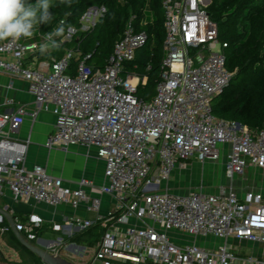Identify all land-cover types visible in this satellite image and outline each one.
I'll return each mask as SVG.
<instances>
[{
    "label": "built area",
    "instance_id": "2783aa9c",
    "mask_svg": "<svg viewBox=\"0 0 264 264\" xmlns=\"http://www.w3.org/2000/svg\"><path fill=\"white\" fill-rule=\"evenodd\" d=\"M209 4L210 0H162L164 71L150 100L136 97L146 78L125 71L124 63L134 58L147 39L131 23L104 67L94 68L85 56L74 75L67 73L74 55L71 48L45 64L34 59L42 44L51 45L46 40L49 33L39 34V41L31 43H24L23 37L0 41V71L25 79L35 98L32 109L18 103L13 111L0 112V196L8 188L16 200L25 202L73 208L85 204L97 214L94 219L72 216L49 228L64 232L66 227L106 222L88 264H264L262 193L247 191L240 197L232 185L220 186L214 194L201 189L186 194L160 189L175 168H185L191 159L218 160L221 145L227 146L228 178L243 175L249 167L264 169V129L252 132L213 114L214 99L232 73L225 62L227 43L219 38ZM106 10L104 5L89 6L79 25L68 26L60 42L94 28ZM5 104L14 105L15 100L8 98ZM40 111L56 117L47 148L93 146L106 161V183L100 191L116 199L107 215L99 213L100 198L84 190L92 181L81 179L78 188L69 189L45 166H26L30 140L16 134L27 115L36 118ZM13 220L27 241L38 242L42 217L31 213ZM9 230L10 223L0 214V235ZM176 234L194 240L176 241ZM210 236L224 243L198 244V238ZM67 245L59 238L44 247L61 252Z\"/></svg>",
    "mask_w": 264,
    "mask_h": 264
},
{
    "label": "trees",
    "instance_id": "16d2710c",
    "mask_svg": "<svg viewBox=\"0 0 264 264\" xmlns=\"http://www.w3.org/2000/svg\"><path fill=\"white\" fill-rule=\"evenodd\" d=\"M34 3L35 0H28ZM53 19L50 24L37 25L39 34L63 26L79 25V19L91 5H104L106 12L94 28L79 32L72 40L60 42L53 56L60 58L66 49L74 55L67 73L74 75L79 62L86 58L94 68L104 67L115 42L131 23L136 31L147 34L145 43L136 49L134 58L124 63L125 71L146 78L136 91V97L150 100L164 71L163 40L165 37L162 0H50ZM218 26L224 48L226 67L232 73L228 85L214 99L213 114L222 120L236 121L252 132L264 129V0H210L207 7ZM41 59L50 58L39 53ZM106 222L98 221L67 238L68 242L95 247L105 233ZM40 234V230L37 231ZM18 254L10 260L0 249V264H44L38 256L23 246L12 230L3 234Z\"/></svg>",
    "mask_w": 264,
    "mask_h": 264
},
{
    "label": "crops",
    "instance_id": "0c3cea01",
    "mask_svg": "<svg viewBox=\"0 0 264 264\" xmlns=\"http://www.w3.org/2000/svg\"><path fill=\"white\" fill-rule=\"evenodd\" d=\"M39 33L36 28L33 30V35L29 38L23 37L24 43H31L39 41ZM53 49L49 44V49L44 54L50 56V58L41 59L37 51L33 56L36 61L40 63H48L53 58ZM8 98L15 100L14 105H6L5 102ZM34 95L30 91L29 83L17 76H12L0 71V112L13 111L18 103H24L32 109L34 105ZM56 117L54 113L48 111H40L36 118L30 115L25 117L23 124L21 125L16 137L19 139H29L28 151L26 156V166L32 168L36 164H41L47 168V171L54 177L63 180V185L69 189H76L79 187V180L87 179L92 181V184L85 186L84 190L92 197H99L101 205L99 213L107 215L114 210L116 199L111 194L102 193L100 187L106 183L105 168L106 161L97 155V149L93 146H84L81 144H71L67 147H54L52 149L47 148L45 142L50 134L55 129ZM222 153L218 160H207L200 162L198 159H191L185 168L178 167L172 172L169 180L163 182L162 190L178 194H186L192 190L201 189L209 190L211 194L217 193V181L220 180L222 185H232L240 197H244L247 191H254L262 193L264 196V169L249 167L243 175L235 176L230 179L225 174V162H226V145L220 146ZM197 164L203 165V170L209 168L210 176L209 180H204L203 174L200 176L199 167ZM209 165V168L207 167ZM203 173V172H202ZM173 178L171 182L170 179ZM220 188V187H219ZM214 191V193H213ZM208 193V192H207ZM0 206L6 208L12 218L25 219L29 214H37L44 220V225L40 229V238L38 242L41 244H49L50 242H56L59 238H62L66 244V248L61 251L70 252L73 255L84 254L86 248L83 243H76V246H70L67 238L83 229L80 226L74 228L66 227L64 232H54L49 226L53 223H65L67 218L72 216L79 218L94 219L96 213L89 211L85 204L80 205L77 208H73L69 204H60L53 206L44 202H36L34 200H28L27 202L22 200H16L8 188H5V194L0 196ZM2 244H5L13 254L9 253L13 258H9L7 252H4L0 248L6 257L10 260H18V254L7 243L3 234L0 235ZM77 249L82 252L77 251ZM68 258V257H67ZM73 261L74 264H88L91 258H68Z\"/></svg>",
    "mask_w": 264,
    "mask_h": 264
},
{
    "label": "clouds",
    "instance_id": "9594fccd",
    "mask_svg": "<svg viewBox=\"0 0 264 264\" xmlns=\"http://www.w3.org/2000/svg\"><path fill=\"white\" fill-rule=\"evenodd\" d=\"M50 0H0V41L6 39L19 40L21 37L29 38L37 25L50 24L53 14ZM64 32L63 26H59L50 32L46 40L51 41L52 47H58L53 40V35L61 36ZM49 44L41 45V53L47 52Z\"/></svg>",
    "mask_w": 264,
    "mask_h": 264
},
{
    "label": "water",
    "instance_id": "95a60500",
    "mask_svg": "<svg viewBox=\"0 0 264 264\" xmlns=\"http://www.w3.org/2000/svg\"><path fill=\"white\" fill-rule=\"evenodd\" d=\"M9 213L10 212H8L6 208L0 206V214L6 217L7 221L11 225L13 233L15 234L19 242L36 256H38L44 264H74L72 260L62 256L61 252L59 251L51 252L47 247L39 245L38 242L34 243L29 240L27 241V239L21 234V232L16 229L14 220ZM69 245L76 246V244L73 242L69 243Z\"/></svg>",
    "mask_w": 264,
    "mask_h": 264
},
{
    "label": "rangeland",
    "instance_id": "374dc122",
    "mask_svg": "<svg viewBox=\"0 0 264 264\" xmlns=\"http://www.w3.org/2000/svg\"><path fill=\"white\" fill-rule=\"evenodd\" d=\"M197 167H199V172H200V176H202L201 174H203V178L204 180L208 181L209 180V176H210V172H209V165L207 166L209 169L207 170H203L202 169L204 168L202 164H197ZM203 172V173H202ZM170 181L172 182L173 181V178L170 179ZM217 188H216V191L217 192L219 190V187L220 185H222V182L220 180L217 181ZM163 187V184H161L160 186V189H162ZM205 192H208V193H212V192H209V190H204ZM214 193V191H213ZM176 237V241H183V242H192L194 239L192 237H187V236H183V235H180V234H176L174 235ZM198 244H200L201 246H204V247H217L221 244L224 243V240L221 239V238H217V237H214V236H210L208 238H198ZM85 253L81 256V257H78L76 255H73L72 253L70 252H66V251H63V254L66 255L68 258H91L94 254V247H88V246H85ZM252 247V246H251ZM0 248L3 249L4 252H7L9 258H13L9 253L13 254L11 252V250L5 245V244H2L1 240H0ZM73 261H76L73 259Z\"/></svg>",
    "mask_w": 264,
    "mask_h": 264
},
{
    "label": "flooded vegetation",
    "instance_id": "af4514ba",
    "mask_svg": "<svg viewBox=\"0 0 264 264\" xmlns=\"http://www.w3.org/2000/svg\"><path fill=\"white\" fill-rule=\"evenodd\" d=\"M78 264H80V263H78Z\"/></svg>",
    "mask_w": 264,
    "mask_h": 264
}]
</instances>
